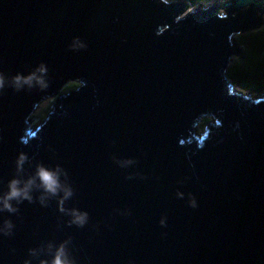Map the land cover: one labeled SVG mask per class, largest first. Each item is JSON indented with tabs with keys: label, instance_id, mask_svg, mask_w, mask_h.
<instances>
[{
	"label": "water",
	"instance_id": "obj_1",
	"mask_svg": "<svg viewBox=\"0 0 264 264\" xmlns=\"http://www.w3.org/2000/svg\"><path fill=\"white\" fill-rule=\"evenodd\" d=\"M189 6L0 0V72L44 63L49 83L0 93V195L24 152L25 179L60 165L75 193L64 206L89 214L69 226L58 198L0 213V228L15 225L0 264H39L31 249L69 238L77 264H264V93L227 77L235 36L264 27V0Z\"/></svg>",
	"mask_w": 264,
	"mask_h": 264
},
{
	"label": "clouds",
	"instance_id": "obj_2",
	"mask_svg": "<svg viewBox=\"0 0 264 264\" xmlns=\"http://www.w3.org/2000/svg\"><path fill=\"white\" fill-rule=\"evenodd\" d=\"M81 46L85 47V45ZM47 76L48 68L44 63L38 65L27 75L17 73L9 78L3 72H0V93L6 87H11L16 92H20L25 88L29 91L33 89H47L49 87ZM28 161V155L21 152L16 161V177L8 182V190L0 195V213L17 214L20 211L19 205L25 201L29 204H34L38 201L41 206L47 207L50 200L58 198L59 212L71 217L69 226L75 225L83 228L88 223L89 214L76 208L69 209L64 206L75 194L69 182L67 171L60 165L51 168L40 163L36 165L35 173L28 175L25 179L24 165ZM117 163L121 167H127L134 164L135 161L127 159L117 161ZM131 178L128 177V179ZM36 192H39L40 195L35 196L34 193ZM192 206L196 207L194 201L192 202ZM165 223V220H161L162 226ZM14 228L15 225L11 220H5L3 228H0V234L11 236L13 235ZM70 243L71 238L61 242L59 245L49 242L46 248L41 246L39 249H31L29 254L31 257L37 258L39 264H77L69 251ZM24 264H32V260H25Z\"/></svg>",
	"mask_w": 264,
	"mask_h": 264
},
{
	"label": "trees",
	"instance_id": "obj_3",
	"mask_svg": "<svg viewBox=\"0 0 264 264\" xmlns=\"http://www.w3.org/2000/svg\"><path fill=\"white\" fill-rule=\"evenodd\" d=\"M184 1L191 6H196L206 0ZM237 40L243 52L229 65L227 77L235 86L261 95L264 93V27L258 31L238 35ZM75 86V84H67L64 89ZM204 121L206 119L202 122Z\"/></svg>",
	"mask_w": 264,
	"mask_h": 264
},
{
	"label": "rangeland",
	"instance_id": "obj_4",
	"mask_svg": "<svg viewBox=\"0 0 264 264\" xmlns=\"http://www.w3.org/2000/svg\"><path fill=\"white\" fill-rule=\"evenodd\" d=\"M168 2L172 1V0H166ZM227 0H206L204 2H202L201 4L203 5H206V6H210V5H213L214 3H217V4H222L224 2H226ZM189 10H191L193 8V6H189ZM234 40L236 41L237 43V46L239 47V49L241 50V54L243 52V48L239 45L238 43V40H237V36H235ZM237 57H233V60L234 61ZM233 63V62H232ZM231 84L234 86L235 90H237V92L241 93L242 95H246L247 97L250 96L251 99H255L257 98V95L258 94H253L251 92H248L246 90H243L237 86L234 85V83L232 82V80H230ZM68 84H75L77 85L76 83H68ZM51 105H52V100L48 99L44 102H42L38 108L35 110V112L33 113L32 117H31V123L35 126H39L42 124V122L44 121V119L46 118L47 114L50 112V109H51ZM205 120V119H204ZM211 119L210 118H207L206 121L204 122H201L198 126V132L201 133L204 131V128H205V125L208 121H210Z\"/></svg>",
	"mask_w": 264,
	"mask_h": 264
}]
</instances>
